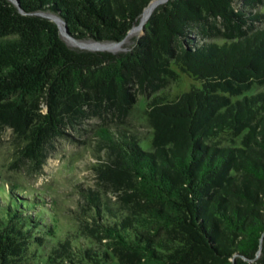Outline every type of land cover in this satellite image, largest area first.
I'll list each match as a JSON object with an SVG mask.
<instances>
[{"label":"trees","instance_id":"obj_1","mask_svg":"<svg viewBox=\"0 0 264 264\" xmlns=\"http://www.w3.org/2000/svg\"><path fill=\"white\" fill-rule=\"evenodd\" d=\"M152 1L0 0V134L12 132L16 158L42 168L69 126L101 121L99 181L81 187L87 241L59 239L44 262L264 264V0H169L120 53L74 48L45 17L116 43ZM180 71L201 87L171 95ZM12 196L0 264H25L35 229L58 227Z\"/></svg>","mask_w":264,"mask_h":264},{"label":"rangeland","instance_id":"obj_2","mask_svg":"<svg viewBox=\"0 0 264 264\" xmlns=\"http://www.w3.org/2000/svg\"><path fill=\"white\" fill-rule=\"evenodd\" d=\"M138 38L140 36L128 40L116 52L132 50L137 44L134 40ZM193 87H201L200 81L180 71L179 81L172 84L168 91L174 96L187 92ZM146 101L145 97H141L138 108L144 110ZM139 116V113H133L130 118L131 129L142 138H148L151 129ZM100 125L101 121L98 118H92L82 120L73 127L69 126L66 135L54 139L50 145L49 155L42 168L26 161L20 162L16 158L12 132L10 130L1 132L0 203H6L12 195H15L21 202L30 205L29 208L24 209L27 215L39 214L40 223L46 225L53 223L58 227L55 237L47 235L42 224V227L35 229V234L42 238L41 246L39 248L38 245L31 244L30 252L34 256L25 264H46L44 261L51 248L59 239L66 236H78L77 240L87 241L77 230L81 218L90 220L81 210L84 201L81 187L96 186L99 181L95 167L105 157L102 144L96 134ZM108 197L114 200L111 195Z\"/></svg>","mask_w":264,"mask_h":264},{"label":"bare ground","instance_id":"obj_3","mask_svg":"<svg viewBox=\"0 0 264 264\" xmlns=\"http://www.w3.org/2000/svg\"><path fill=\"white\" fill-rule=\"evenodd\" d=\"M154 10V5H150L146 11L142 14L139 23L134 27L132 32H129L126 39L120 43L109 42V43H101L96 41H80L73 38L67 39V42L70 46L74 48H84V49H91V50H114L115 52L118 51L128 40H132L134 37L141 36L142 32H144L143 24L147 22L148 18H150L151 13ZM50 16L56 17L61 26L64 27L63 20L56 14H49ZM117 53V52H116Z\"/></svg>","mask_w":264,"mask_h":264},{"label":"water","instance_id":"obj_4","mask_svg":"<svg viewBox=\"0 0 264 264\" xmlns=\"http://www.w3.org/2000/svg\"><path fill=\"white\" fill-rule=\"evenodd\" d=\"M169 0H153L150 4H148V6L146 7V8H144V10H143V13H144V11H146V9H148V7H150V5H154V10L158 7V6H160V5H162V4H165V3H167ZM154 10H153V12H154ZM152 12V13H153ZM142 13V14H143ZM152 13H151V15H152ZM151 15H150V17H151ZM45 17H47V18H49L50 20H52L54 23H56L57 25H58V27H59V32H60V35L62 36V38L67 42V39H70V38H73L70 34H69V28H68V25H67V22H65V21H63L64 22V27H62L61 26V24H60V22H59V20L56 18V17H53V16H50V15H46ZM149 19V18H148ZM148 21V20H147ZM135 27V26H134ZM134 27L131 29V31L130 32H132V30L134 29ZM143 28H144V32L143 33H145L146 32V23H144L143 24ZM128 34H129V32H128ZM127 34V35H128ZM122 42V41H121ZM116 43H120V42H116ZM88 50H91V49H88Z\"/></svg>","mask_w":264,"mask_h":264}]
</instances>
